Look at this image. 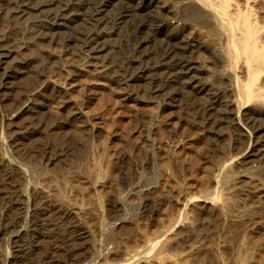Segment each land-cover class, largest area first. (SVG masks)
I'll return each instance as SVG.
<instances>
[{
  "label": "rangeland",
  "instance_id": "rangeland-1",
  "mask_svg": "<svg viewBox=\"0 0 264 264\" xmlns=\"http://www.w3.org/2000/svg\"><path fill=\"white\" fill-rule=\"evenodd\" d=\"M11 9L3 6L0 22L7 45L20 40ZM28 38L15 60L0 67V261L88 264L102 255L126 264L122 253L145 246L171 220L190 213L170 236L178 264H220L225 257L236 264L240 252L246 263L239 264H264V162L251 167L236 160L230 168L235 179L222 190L225 201L202 200L218 188L222 166L246 146L241 128H225L215 115L203 113L207 97L194 96L186 81L163 87L158 81L148 85L151 90L139 80L127 87L121 79L131 72L130 59L143 51L138 42L129 44L134 50L121 65L103 53L94 68L78 40L50 44ZM204 55L199 60L207 62ZM23 60L30 66L21 65ZM210 73L209 87L224 88L217 71ZM153 86L159 91L153 93ZM12 166L17 178L10 177ZM33 166L72 184L58 183L62 188L48 194L34 187ZM23 227L29 234L12 238Z\"/></svg>",
  "mask_w": 264,
  "mask_h": 264
},
{
  "label": "bare ground",
  "instance_id": "bare-ground-1",
  "mask_svg": "<svg viewBox=\"0 0 264 264\" xmlns=\"http://www.w3.org/2000/svg\"><path fill=\"white\" fill-rule=\"evenodd\" d=\"M8 4L12 5L11 11L13 12L10 19L19 28L18 34L20 35V40L17 44L7 45L4 42V37L0 35L1 68L4 64L8 63V59H11V62L15 60L13 56L18 54L22 47L26 48L28 44L27 39L32 36L37 41H47L50 44H58L60 41L69 44L74 40H78V45L88 60L94 63L90 64L92 67L97 65L95 62L102 58L103 53L109 54L110 61L124 62L127 59V55L134 50L129 44L138 42L139 47L143 51L136 52V55L130 59L129 69L131 72L126 78L121 79L126 83L127 87H135L136 82L139 80L145 81L144 85L147 84V86L161 81L162 87L165 84H173V82L174 84L181 85L186 81L184 83L185 87L194 91V96L200 94L207 97L206 102L204 101L205 99L203 100L206 103H204V108H200V110L203 109V113L215 115L216 124L218 122L222 123L225 125V128L227 126H237V130L239 128L243 130L244 135H241L247 139L246 146L244 149L242 148L243 151L238 156L229 159L220 171L218 170L220 172L217 175L218 179H216L218 180V188L213 193L210 192L212 195L203 199V196L201 197L205 203H214L217 200L221 201L225 197L222 190H226L225 186L227 187L229 181L231 182V179L235 177L230 172V168L233 167V163L236 160L240 159V163L250 166H262L264 162V154L261 153V148L264 145V0H0V22L4 19L3 15L5 14V11H2L3 6ZM157 44L161 47L160 54L154 52L156 51L155 46ZM130 48L132 49L130 50ZM202 54L207 55V62L199 60ZM119 64L121 65L122 63ZM21 65L28 66V60H23ZM104 65L106 66L107 64ZM104 65L97 66V69L103 70L105 68ZM212 71H217L219 78L221 81L223 80L224 88L218 89L215 87V90L212 89L213 87H209V82H211L210 72ZM4 81V79L1 81L3 86L6 83ZM152 88L155 87L153 86ZM155 90L159 91V88L156 87L153 90L154 92H151L155 93ZM32 169L34 187L47 190L48 194L54 188L57 191L62 188L58 183L62 185L64 182L63 186L65 187L72 184V182H66V179L63 180L64 178H59L62 180L60 182L59 179L55 181V177L52 180V178L50 179L46 175L45 170L39 169L36 166H33ZM9 172L10 174L12 173L10 177L17 178L15 177L17 174L15 175L14 168ZM82 172L84 171L82 170ZM6 176H8L7 173L4 174L3 178ZM5 181L7 182V180ZM188 204H191V200L188 201ZM187 205H185L186 208H188ZM147 208L148 204L144 206L145 211ZM219 209L221 210V207ZM218 212L223 213V211ZM186 214L189 215L190 213ZM246 215L249 214L246 213ZM184 216L182 214L176 221L171 220L172 222L170 221L169 226L165 230L163 229L164 231L161 230L160 234L153 235L151 239L147 238L148 240L145 241L148 242L145 246L142 245V247L131 253H122L123 257L126 255L125 263L144 264L146 262V264H166L170 260H175V263L178 264L176 255H173L176 251L171 253V246L173 245H171V242L173 240H170V236L175 234V229L181 226V222H184ZM9 221L13 223L15 220L9 219ZM27 225L29 226V223ZM15 226L17 224L13 223L12 227ZM29 227H23L22 230L16 231L12 238L24 237L28 233L25 231L29 230ZM243 240L245 239L243 238ZM178 245L180 247L181 244ZM243 246L242 244L241 248ZM7 253L3 256L8 257ZM240 254L243 255L241 252ZM219 255L221 254L219 253ZM242 255H239L240 258L238 257L237 263L239 259L241 261L242 259L244 260ZM113 256L116 257L117 255ZM225 258L223 260L226 261ZM223 260H218V262L221 264ZM5 262H3L2 258L0 264H4ZM227 262L225 264H228ZM183 263L181 262V264ZM190 263L191 260H189L188 264ZM88 264L121 263L113 262L111 256L102 257V255H98Z\"/></svg>",
  "mask_w": 264,
  "mask_h": 264
}]
</instances>
